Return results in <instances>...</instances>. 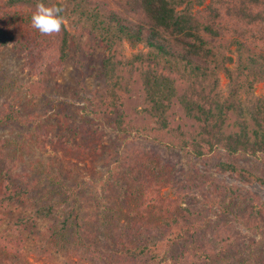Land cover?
I'll use <instances>...</instances> for the list:
<instances>
[{"label":"rangeland","instance_id":"1","mask_svg":"<svg viewBox=\"0 0 264 264\" xmlns=\"http://www.w3.org/2000/svg\"><path fill=\"white\" fill-rule=\"evenodd\" d=\"M67 28L69 57L57 72L46 65L35 70L17 47L0 46V182L8 186L0 195V264H152L135 259L130 244L119 245L128 233L129 242L158 244V256L168 250L167 264H264V185L219 170L230 163L264 178V154L228 155L218 145L202 147L197 157L189 145L179 149L177 135L156 130L144 112L137 75L126 86L128 75L121 74L124 105L107 107L104 47L86 31ZM141 50L126 45L127 55ZM254 90L263 95L264 82ZM121 114L131 125L127 134L114 126ZM170 114L169 127L195 132L177 98ZM235 120L230 116L225 133L236 131ZM142 165L162 187V214L137 212L146 184ZM62 185L75 188L79 244L72 241L75 228L66 242L52 239L55 221L33 215L36 198L44 205L66 198ZM13 250L20 261L9 255Z\"/></svg>","mask_w":264,"mask_h":264},{"label":"trees","instance_id":"2","mask_svg":"<svg viewBox=\"0 0 264 264\" xmlns=\"http://www.w3.org/2000/svg\"><path fill=\"white\" fill-rule=\"evenodd\" d=\"M40 2L6 0L0 5V46L17 47L35 70L46 65L57 72L69 57L73 39L67 25L86 31L104 47L102 76L107 107L124 105L119 95L125 80L121 74L128 75L126 86L137 75L144 91V112L154 120L156 130L177 135L174 142H179V149L189 145L197 157L204 155L202 147L212 150L218 145L228 155L264 154V94L256 96L254 90L264 82V0H209L207 4L204 0H43L46 6L60 7L67 22L60 32L50 35L41 34L31 24ZM126 45L142 46V50L127 55ZM174 98L195 132L187 134L179 126L169 127ZM232 115L237 129L225 133ZM114 126L121 134L131 131L122 114L114 119ZM83 149L87 151V147ZM141 169L146 184L139 189L137 212L144 215L159 210L162 214V187L152 178L149 167L142 165ZM155 169L161 171L159 166ZM219 170L264 185V178L233 164L221 163ZM61 189L66 198L54 204L44 205L36 198L33 215L55 221L49 229L52 239L59 237L66 242L67 231L75 228L72 241L82 243L80 234L84 231L73 202L75 188L62 185ZM7 192L8 186L0 182V195ZM130 239L128 233L126 239L119 238V245L127 250L130 244L129 253L138 256L135 259L148 257L152 264H167L168 250L158 256V244L151 247ZM17 253L13 250L9 255L20 261Z\"/></svg>","mask_w":264,"mask_h":264},{"label":"clouds","instance_id":"3","mask_svg":"<svg viewBox=\"0 0 264 264\" xmlns=\"http://www.w3.org/2000/svg\"><path fill=\"white\" fill-rule=\"evenodd\" d=\"M61 12L62 9L60 7L46 6L43 0H41L31 15V24L41 34L50 35L58 33L65 22Z\"/></svg>","mask_w":264,"mask_h":264}]
</instances>
